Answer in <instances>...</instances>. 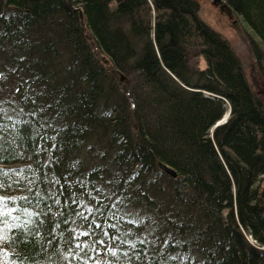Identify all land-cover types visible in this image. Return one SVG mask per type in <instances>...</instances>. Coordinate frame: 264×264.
<instances>
[{"label":"trees","instance_id":"trees-1","mask_svg":"<svg viewBox=\"0 0 264 264\" xmlns=\"http://www.w3.org/2000/svg\"><path fill=\"white\" fill-rule=\"evenodd\" d=\"M199 11L0 0V264H264V98Z\"/></svg>","mask_w":264,"mask_h":264},{"label":"rangeland","instance_id":"rangeland-1","mask_svg":"<svg viewBox=\"0 0 264 264\" xmlns=\"http://www.w3.org/2000/svg\"><path fill=\"white\" fill-rule=\"evenodd\" d=\"M198 1L200 17L229 40L244 62L245 72L252 88L264 98V61H260L257 57V48L260 49L263 46L259 33L237 12L233 11L237 19L233 22V16L229 17L222 12L213 0ZM198 62L201 68L207 65L203 56L198 59Z\"/></svg>","mask_w":264,"mask_h":264},{"label":"snow or ice","instance_id":"snow-or-ice-1","mask_svg":"<svg viewBox=\"0 0 264 264\" xmlns=\"http://www.w3.org/2000/svg\"><path fill=\"white\" fill-rule=\"evenodd\" d=\"M0 78H4L2 73H0ZM16 91L18 92V91H19V88H17ZM2 112H3V109H0V113H2ZM3 127H4V125L0 124V130H2ZM5 174H6V173H5L3 170H0V176H3V175H5ZM2 187H3V184L0 183V188H2ZM73 202H75V200H74ZM57 203H59V201H57ZM114 206H115V205H114ZM5 207H7V204H6V202H5V198L2 197V196H0V217L4 216V215H6V214H7V215H11V212L15 210V209H10V210L8 211V213H4V212L2 211V209L5 208ZM87 211L89 212V214L92 213V209H91V208L87 209ZM97 211H99V209H97ZM78 215L81 216V217H83V213H78ZM84 219H87V218L84 217ZM93 222H94V221H93ZM96 226L99 227V225H96ZM89 234H90V233H89L88 231H85V232L80 233L79 235H82V236H88ZM105 235H107L106 232H105ZM5 239H7L6 236L0 235V242H2V241L5 240ZM100 243H103V241L101 240ZM76 247H77V248H80L81 246H80L79 244H77ZM109 251H113V250H112V249H109ZM113 254H115V253L113 252ZM176 259H177V257H175V256H170V257H169V260H176ZM97 264H99V262H97ZM181 264H183V258L181 259Z\"/></svg>","mask_w":264,"mask_h":264},{"label":"water","instance_id":"water-1","mask_svg":"<svg viewBox=\"0 0 264 264\" xmlns=\"http://www.w3.org/2000/svg\"><path fill=\"white\" fill-rule=\"evenodd\" d=\"M217 2H219V7H220L222 12L227 11L229 13V15H231V17L233 16V14H232L233 9L231 8V6H229V4L226 1H224V0H213V3L217 4ZM234 22H236V21H234ZM122 78L125 79L126 78L125 75H122ZM230 112L231 111L227 112L224 115V117L217 122V124L225 122L227 120L228 116L230 115ZM158 164L163 170H165L166 172H168L172 176H175V177L178 176V174H179L178 171L175 168H173L172 166H170V165H168L162 161H158Z\"/></svg>","mask_w":264,"mask_h":264},{"label":"flooded vegetation","instance_id":"flooded-vegetation-1","mask_svg":"<svg viewBox=\"0 0 264 264\" xmlns=\"http://www.w3.org/2000/svg\"><path fill=\"white\" fill-rule=\"evenodd\" d=\"M217 5L219 6V2H217ZM225 14H228L229 17H231V15H229V13L227 11H224ZM232 14H233V18H232V21H237V19L235 18V15H234V12L232 11Z\"/></svg>","mask_w":264,"mask_h":264}]
</instances>
